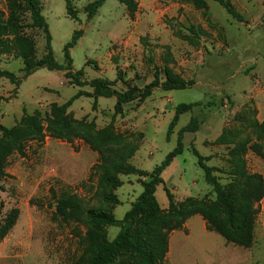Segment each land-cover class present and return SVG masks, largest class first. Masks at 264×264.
Returning a JSON list of instances; mask_svg holds the SVG:
<instances>
[{
    "label": "rangeland",
    "instance_id": "rangeland-1",
    "mask_svg": "<svg viewBox=\"0 0 264 264\" xmlns=\"http://www.w3.org/2000/svg\"><path fill=\"white\" fill-rule=\"evenodd\" d=\"M90 1L72 0L77 15L72 19L64 0H39L58 64H64L62 49L72 32L82 29L70 57L73 70L82 69L85 79L98 77L123 90L127 85L147 84L155 73L162 80L168 68L194 84L156 88L147 98L125 104L121 113L114 111V97H98L94 105L91 97L75 99L66 110L70 122L88 123L93 132L112 126L115 136L101 148H91L84 137L70 143L46 134L42 142L24 141L23 154L11 150L0 178V223L13 209L17 217L0 240V264H74L81 247L76 232H83V226L75 220L66 224L53 219L50 189L72 191L84 206L104 207L121 219L146 177L120 173L121 185L102 190L92 166L111 159L151 171L176 146L178 130L192 116L198 119V129L183 134L182 153L161 172L175 202L186 205L188 199L215 198L192 148L210 156L206 164L215 167L213 173L225 190L236 192L241 185L242 179L232 173L238 164L261 174L264 182V160L257 154L264 137L256 127L264 120V13L254 7L239 21L215 0H158L166 11L140 25L136 22L143 12L140 0H134V10L119 0H105L87 18L83 7ZM0 11L6 16L4 0ZM16 16V24L0 36V69L21 78V53L40 58L45 41L42 30L30 25L28 12L19 10ZM149 27L157 31L151 34ZM78 90L92 89L70 84L62 70L44 67L19 84L0 77V120L7 128H20L25 110L46 126L52 118L51 105L64 103ZM189 102L200 105L180 114L168 135L175 106ZM4 139L0 132V141ZM155 197L167 210L162 184L157 185ZM257 206L250 247L226 243L218 233L205 229L199 215H192L184 229L170 233L165 263L264 264V196ZM117 231V226L106 227L105 238L112 239Z\"/></svg>",
    "mask_w": 264,
    "mask_h": 264
},
{
    "label": "trees",
    "instance_id": "trees-1",
    "mask_svg": "<svg viewBox=\"0 0 264 264\" xmlns=\"http://www.w3.org/2000/svg\"><path fill=\"white\" fill-rule=\"evenodd\" d=\"M105 0H92L84 5L83 11L87 18H91ZM129 10L135 9L134 0H119ZM231 17L243 21V16L235 9L230 0H215ZM67 15L77 19L72 0H64ZM7 10L0 11V36L16 24V14L19 10L28 12L30 25L38 27L44 35V54L40 58L27 56L21 53L23 59L22 77H17L13 72L0 69V77L8 79L11 83L19 84L22 79L29 76L39 68L48 70H62L70 84L76 86H89L91 91L78 90L62 104L51 105L52 118L43 125L36 115L23 111V126L20 128H7L0 120V132L5 139L0 141V178L4 175L5 157L11 150L23 154V142L34 139L42 142L48 134L54 138L73 143L77 138L84 137L91 148L98 149L109 143L115 136L112 126L93 132L88 123L79 121L72 123L67 119L68 106L78 97L87 96L93 99V105L98 97H114V111L121 113L123 106L134 100L147 98L154 89L163 90L183 89L194 84L192 79H184L170 69L164 68V79H160L157 73L147 84L143 86L127 85L123 90L111 87L101 78L85 79L83 70H73L70 57V48L76 44L83 35L82 29L72 32L70 40L63 46L64 64H58L51 48V36L48 24L41 12L39 0H4ZM264 4V0H263ZM210 103V102H208ZM200 102L179 103L174 108V115L168 125V135L176 125L180 114L191 111ZM198 119L192 116L189 121L177 132L176 146L166 153L163 160L153 167L151 171L134 168L124 161H112L103 159L92 166L97 175L96 183L105 190L108 187L121 185L118 178L120 173H136L146 177L141 181L142 191L131 203L130 208L121 219H116L106 208L101 206H84L81 198L74 192L61 190L55 193L50 189L53 198V219L68 224L70 221H79L83 226V232H76L80 244V254L74 264H166V255L169 247V236L172 231L184 229L185 221L192 215H199L204 221L207 230L214 231L222 236L226 243L248 248L254 242V228L256 216L259 212L258 202L264 196V182L261 174L248 172L238 164L232 173L238 174L241 185L236 192L225 190L213 173L214 166L206 164L210 156L201 155L195 148L192 153L196 157L198 166L203 170V177L215 193L213 200L201 198L199 200L188 199L186 205L175 202L172 193L164 185L161 172L168 167L175 156L183 151V134L198 129ZM264 137V120L256 124ZM257 154L264 160V144ZM263 149V150H262ZM162 184L168 199V208L159 207L155 191L157 185ZM17 210H11L0 223V240L14 225ZM117 226L118 231L112 239H106L104 230L106 227Z\"/></svg>",
    "mask_w": 264,
    "mask_h": 264
},
{
    "label": "crops",
    "instance_id": "crops-1",
    "mask_svg": "<svg viewBox=\"0 0 264 264\" xmlns=\"http://www.w3.org/2000/svg\"><path fill=\"white\" fill-rule=\"evenodd\" d=\"M234 5L235 9L242 15H250L254 7H258L264 13L263 0H230ZM139 5L143 7V12L137 16L136 22L138 24H145L153 18H155L158 13H163L166 8L158 0H140ZM149 33H155V27H149ZM264 108V107H263ZM264 112V111H263ZM261 118H264L261 117Z\"/></svg>",
    "mask_w": 264,
    "mask_h": 264
}]
</instances>
